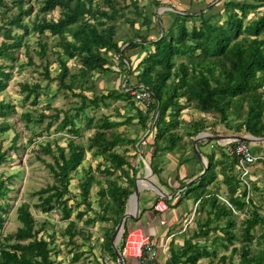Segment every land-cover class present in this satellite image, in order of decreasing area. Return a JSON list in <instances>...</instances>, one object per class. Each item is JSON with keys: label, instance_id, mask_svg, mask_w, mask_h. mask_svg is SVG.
Returning a JSON list of instances; mask_svg holds the SVG:
<instances>
[{"label": "trees", "instance_id": "16d2710c", "mask_svg": "<svg viewBox=\"0 0 264 264\" xmlns=\"http://www.w3.org/2000/svg\"><path fill=\"white\" fill-rule=\"evenodd\" d=\"M119 1L37 0V12L42 15L28 25L23 19L30 16L32 5L29 0H0V93L8 85L13 62L16 61L14 53L19 47H25L26 63H32L25 40L31 31L38 35L34 51L41 59L49 48L41 36L46 33L54 40L51 53L56 56L58 71L50 76V62L45 60L40 72L43 80H55L57 90L77 98L74 105L65 110L52 108L50 114L45 115L41 111L34 118L28 112L23 113L26 121L35 120L38 124L46 117L45 128L56 121L55 131L65 130L68 137L64 146L56 142L53 145L45 142L39 146L51 160L45 161L37 155V159L48 168L52 182L30 193V196H35L34 202L21 201L15 207L18 225L0 240V264H80L91 248L90 229L95 230L96 227L101 230V254L116 264L110 235L126 210L138 170L130 164L128 150L123 146L131 144L132 155H135L143 145L152 173L157 175L153 162L155 154L180 146L182 135L187 136L191 143L192 137L205 127L203 119L181 124L179 112L183 108L212 115L215 119L209 126L214 134V126L222 124L233 134L264 136V0L224 1L220 13L206 18L202 14L197 15L198 24L192 21L194 14L175 13L168 28L147 42L151 48L145 50L146 55L132 69L123 62V51L144 45L146 34L139 35L134 31L131 37L119 44L115 36L117 26L125 23L133 28L137 18L144 24L148 19L137 0H129L128 3L121 0L122 4ZM259 7L262 9L257 12ZM55 8L58 11L56 17L44 16ZM8 10L13 11L5 15ZM187 21H191L189 27ZM123 43L126 45L121 48ZM108 52L118 60L115 66L125 68L126 75L136 73V82L132 85L125 82L122 88L93 92L87 96L84 91H93L94 88L91 76L105 72L113 65ZM68 60L75 62V68L69 67ZM138 84L146 87L153 99L144 109L135 107L132 96L123 89H138ZM18 86L23 102L37 103L41 89L38 82H21ZM110 100L131 104L134 115L120 114L116 110L115 119H112L105 113L96 118L86 113L87 108L107 106ZM45 107L50 108L49 104ZM156 107L151 131L137 147L134 145L138 137L129 138L114 130L129 124L132 119H136L143 131L146 130ZM14 112L13 104L0 99V134L11 126L6 118ZM59 113L61 117L58 120ZM80 120H83L84 129H92L85 144L75 140L80 135L77 126ZM180 124L183 126L179 132ZM16 138L17 135L13 134L10 143L14 150ZM118 147L123 148L118 151ZM87 151L100 160L93 167L83 169L76 184L77 192H71L68 186L72 174ZM220 153L223 159L220 160L219 171L227 188L229 204L236 213L217 199L213 189L207 188L215 178L211 152L206 157L204 172L180 192L181 197L190 195L197 201L191 235L180 245L170 241L169 256L162 264H196L201 258H205L208 264H264V214L259 212L250 196L244 201L245 189L239 191L235 168L237 156ZM140 156H145V153L140 152ZM6 159L5 151L0 150V165ZM138 163L141 165L140 161ZM94 173L102 177L96 178ZM12 177L0 174V229L10 206L8 201L13 199L7 195L11 190L8 183ZM180 183L183 185L184 181ZM92 186L96 188L93 198L90 195ZM93 201L96 208L91 206ZM164 201L169 204V200L164 198ZM30 208L43 215L55 213V219L64 222L58 234L54 230H45L49 222L35 219ZM238 215L239 227L236 229ZM140 216L138 213L135 218L124 220L123 231L116 244L125 264H130L131 259L125 256L123 239L129 230L139 228ZM56 237H59L66 261L59 256L60 250L55 249ZM148 237L154 247L151 236ZM86 243L88 249H82ZM219 248L222 252H218Z\"/></svg>", "mask_w": 264, "mask_h": 264}, {"label": "rangeland", "instance_id": "374dc122", "mask_svg": "<svg viewBox=\"0 0 264 264\" xmlns=\"http://www.w3.org/2000/svg\"><path fill=\"white\" fill-rule=\"evenodd\" d=\"M29 1L32 5L30 16L24 17L23 19L25 22H27L28 25L31 24V21L34 18L36 17L38 18L42 15L37 12V0H29ZM128 2L129 0L125 1V3ZM119 3L122 4V1L120 0ZM140 7L142 9L145 8V11L148 12L149 8L147 7V5L143 4V6L140 5ZM261 9L262 7H259V9H257V12H259ZM12 11L13 10L6 11L5 15H9ZM57 12H58L57 8H55L53 11H51L50 13H46L44 16L46 18H50V17L54 18L57 16ZM125 14L127 15L128 12H125ZM147 19L149 21V24L151 23L153 24V26L154 24L158 23L156 19L154 21H150V18ZM135 22L138 24V26L144 24L143 22H141L140 18H137ZM134 31L135 28L130 27L128 24L125 23H123L122 25L119 24V26H117V31L115 33V36L119 40L124 42L126 41L127 38L132 36ZM161 31L164 30H160V33ZM142 33L144 34L143 30ZM37 38L38 35L36 33H32L31 31L29 32V35L25 38L26 43L28 44V54L31 56V60H32L31 64L26 63L24 46H21L18 48V50H16V52L14 53L16 57V61L13 62V67L11 69L12 75L8 81L7 87L5 88L4 91L0 93V99H3L4 101H9L11 104L15 106V112L6 118V120L8 121V123L11 124V126L6 131L0 134V142H1L0 150H4L5 155L7 156V159L0 165V174L2 175V177L13 175L11 181L8 183V186L9 188H11V190L7 194L8 197L13 199H10L8 201L10 206L7 211V214L5 215V221L3 223V226L0 229V240L5 234L14 231L15 227L18 225V222L15 219V207L17 206V204L21 201L34 202L35 196H30V193L33 190H36L39 187H43L46 184L52 182V177L48 168L44 165L42 161L37 159V155L40 156V158H43L45 161H51V160L49 158V155L43 154L40 151L39 146H41L45 142H50V144L52 145L54 144L53 142H56L57 144L64 146L66 138L68 137L65 130L55 131L54 127L56 126V121H54L52 125H50L48 128H45L46 121L48 120L46 117L42 120L40 124H38L36 123L35 120L26 121V119L23 116V113L28 112L33 116L32 118H34V116H36L35 114L41 111L45 115L50 114L52 112V108H60L61 110H65L68 107H72L74 105V102L77 100V98L73 97L70 93L68 92L64 93L62 90H57L55 80L47 82L46 80H43V78L41 77L40 72L42 70V65L45 63V60L50 62L48 65V72L49 75L52 77L57 73L58 65L55 61L56 58L55 54L51 53V47L54 41L53 38L47 36L46 33L41 36L42 39L46 40L49 47L46 50L47 54L45 57H43V59L39 58V56L34 51L37 49V45H36ZM1 40L2 39L0 36V41ZM123 47L124 46L121 45V48ZM117 62L118 60L116 59L114 60L113 64L116 65ZM67 64L69 65L70 68H75L74 61L68 60ZM116 68H118L119 71L125 70V68L123 67L120 68L118 65L116 66ZM113 72L114 73L112 74L111 73L108 74L106 71L100 73H94L90 78V80L94 84L93 91H84V94H86L87 96H91L93 92L94 93L106 92L110 89H119L120 87L122 88L125 83L124 81L127 78L125 76L121 77L120 75H118L119 72L118 73L115 71ZM21 82H28V83L38 82L40 84L41 89L38 91L39 96L37 98L36 104H31L29 100H26L24 102L21 100L22 95L19 92V86H18V84ZM130 83L135 84V82H130ZM127 89L128 87L125 88V90ZM74 92H77V90H74ZM46 104H49L50 108L45 107ZM116 110H118L120 114H122V112H124L125 110L130 111L132 114L134 113V110H132L129 104H125L124 101L121 100H110L107 106H99L96 109L87 108L86 113L92 115L94 118L98 117L102 113H105L111 115V118L113 119L114 118L113 115ZM60 117H61V113L58 114V120ZM209 117L211 122L215 119L212 115H210ZM82 123L83 120L77 122V126L80 129V133H79L80 135L75 137V140L79 141L82 144H85L86 137L91 134L92 129L91 128L84 129ZM114 130H116V132H123L124 135L129 138H135V137L140 138L141 136H143L142 134L145 132V130L144 131L142 130L136 119H133L129 124H125L122 125L121 127H117ZM13 134L17 135V138L14 142L16 147L15 150L10 147L11 138ZM204 145H202L201 148L204 147L205 149V147H207L206 145L208 144H206L205 146ZM211 145H215V143H212ZM123 147L127 148L129 152L133 153L131 144L125 145ZM123 147H118L117 150L121 151ZM220 148L221 147L218 146L215 149H220ZM209 150L211 151L212 149H209V147L205 149V151H209ZM140 152L146 154V150L144 149L143 145H141L140 151H138L135 155L129 153L128 156L130 157L129 161L131 165L136 166L137 160H141ZM142 158L148 163L147 158H145L144 156ZM99 160H100L99 157L93 158L92 156H90L88 151L85 153V157L83 161L77 167L76 171L72 174V178L69 182L68 187L71 192H75V193L77 192L76 184L81 177L83 169L86 168L87 166L93 167L94 165H96V163ZM94 175L96 178L102 177V175L99 173H94ZM151 179L156 181V177L153 175V173L151 175ZM262 185L264 186V183ZM95 189L96 188L94 186L90 188V195L92 198ZM248 189L251 192L250 183ZM189 201H191V198H189ZM91 206L93 208L97 207L94 201L91 204ZM30 212L35 219H46L49 222L48 223L49 225L50 224L54 225L51 227L49 225H46L45 230H47L48 232L54 230V232H56L55 234H58L57 233L58 230L64 225V222L56 220L51 214L43 215L42 213L33 210L32 208H30ZM259 212L263 215L264 208H261ZM239 219L240 217L238 215L236 217V226H235L236 229L239 227ZM90 230L94 232V234L95 233L100 234L101 232L99 227H96L95 230L94 229H90ZM54 244H56L55 249L60 250L59 256L66 261L67 260L66 257H63L62 246L59 244V237H56ZM84 246L86 247L88 246V244L86 243ZM218 252H222L220 248L218 249ZM224 252L226 253L228 251H224ZM91 256H92V252L91 250H89L88 255H86L84 258L80 260V264H82L81 262L85 264H95L96 262L91 258ZM233 260H236V256H233Z\"/></svg>", "mask_w": 264, "mask_h": 264}, {"label": "crops", "instance_id": "0c3cea01", "mask_svg": "<svg viewBox=\"0 0 264 264\" xmlns=\"http://www.w3.org/2000/svg\"><path fill=\"white\" fill-rule=\"evenodd\" d=\"M137 1L139 5L143 6V4H145L149 8L148 12H146L145 8H143L146 17L150 18V21H154L156 19L158 23L154 24L153 26V24H149L148 21L147 24H141V26H138V24L134 22L133 27L135 28V32H137V34L139 35H143V30L144 34H146L147 36L146 41L142 42L144 45L125 49L123 51L125 59L123 58L122 60L126 64V66L130 67L131 69L137 64L138 61L142 60V58L146 55L145 50L151 48V46L147 45V42L149 40H154L155 38H157L160 34V30H165L166 28H168L175 13L194 14L192 21L195 24H198L199 17L197 15L202 14L203 17L206 18L212 14L220 13L222 11V4L224 1L241 2L243 0H144V2L143 0ZM186 24L189 27L191 21H187ZM135 40L137 39L135 38ZM121 42V40L118 41L119 44H121ZM122 45L124 46L126 45V43H123ZM108 53L110 59L114 62V60H116L115 56L110 54V52ZM109 68L110 69L106 71L108 74L114 73L113 71L117 73L119 72L118 75H120L121 77L125 76L127 78L124 82H128L129 85H132V83L130 82H136L135 72L126 75L125 70L119 71V69L116 68L114 64L111 65ZM125 104L128 103L125 102ZM129 106L132 108V110H134L131 104H129ZM134 106L139 109H142L139 105L135 103ZM122 113L127 115H134L135 111L133 114L127 110ZM209 116L210 114H203L202 112H199L198 110L189 107L183 108L179 112V119L181 120V124H187V122H191L198 119L204 120L205 127L196 135L206 134L205 136H212L233 134L230 129L225 128L222 124H216L214 126L213 129L216 132L214 134L211 130V127L209 126L212 123L209 119ZM181 124L178 126L179 132L182 131L183 125ZM121 126L122 125L118 127ZM142 135L143 136H141L140 138H142L143 141V137L145 135L144 133ZM195 136L192 137V140ZM140 138L138 137V140ZM192 140L191 143H189L188 137L182 135L180 146L174 147L170 151L158 152L153 158L155 167L158 170L157 175L153 174L156 177V181H153L157 184L159 188L166 192L168 196H170L169 204L167 205V208L164 211H157L153 209V204L158 199V194L156 192H153L151 190L152 188H150L148 184H142V186H140L139 188L137 214L140 213L141 216L138 223L139 225L137 223L134 224H137L139 228L141 227L142 230L146 232L148 236H151V239L154 243V247L158 251V264H162L163 261L169 256L170 241L173 242L174 245H180L185 238L191 235V231L194 227V218L196 213L194 212V209L196 207L197 201H194L190 195L181 197L182 195L180 194V192L184 189L179 191L178 189L180 186H182L180 185L181 181H184L185 183L197 176L198 174L201 175L204 172H202L203 163L206 165V157L211 152L213 153L212 161L214 162L215 166V178L207 186V188L213 189L215 192V196H223L227 200V202H229L227 199V188L226 185L223 183V178L219 171L220 160L223 159V156L220 152H224L228 156L234 155H229L225 150L228 142H226V140L213 139H209L206 141L201 140L197 142L196 149L201 157L198 158L193 151ZM142 141L140 142V144L142 143ZM203 143L205 145L208 144L206 145L207 147H205V149L209 147V149L212 150L205 151L204 147L201 148V146L204 145ZM212 143H215V145H211ZM218 146L221 148L215 149ZM212 147L214 148V150ZM249 148L252 154L255 156V160L254 162L248 165V175L246 177L247 186H249V183L251 184V192L248 189V193H250L249 196L252 202L260 210L261 208H264V186L262 185L264 183V141L254 143L250 142ZM88 153L91 156L90 152ZM126 153L129 154L132 152L127 151ZM144 157L149 160L148 154H145ZM140 159L143 158L140 156ZM139 161L141 162V165H139ZM136 166L138 167V170L135 176H142L147 173L146 164L143 165L141 160H137ZM238 186L239 191L244 189L240 183L238 184ZM189 198H191V201H189ZM100 243L101 235L99 233L94 234V232H92V240L89 244V246L91 247L90 250L92 252L91 258L95 262L98 261L95 264H113L112 260L107 255L101 254ZM82 249L86 250L88 249V246H84ZM129 262L131 264H135V260L133 259L129 260ZM196 264H208V261L205 258H201L197 261Z\"/></svg>", "mask_w": 264, "mask_h": 264}, {"label": "built area", "instance_id": "2783aa9c", "mask_svg": "<svg viewBox=\"0 0 264 264\" xmlns=\"http://www.w3.org/2000/svg\"><path fill=\"white\" fill-rule=\"evenodd\" d=\"M138 89L128 88L127 91L132 96L134 103L139 105L142 109L150 104L153 99L150 95L149 90L142 86L141 84L137 85ZM125 90V88H123ZM227 147L225 148L226 152L231 155L234 154L237 156V162L235 168L238 172L239 183L245 189L244 201H247L249 193L246 177L248 175V165L255 160V156L252 154L248 143L245 140H226ZM218 200L225 203L233 213L236 211L233 210L232 206L227 202V200L220 195L216 196ZM167 208V205L164 201V197L158 195V199L153 204V209L157 211H164ZM54 218H57L55 213H51ZM123 251L125 256L135 260V264H156L158 251L156 248L152 247L149 237L145 234L140 228H133L129 230L123 239Z\"/></svg>", "mask_w": 264, "mask_h": 264}, {"label": "water", "instance_id": "95a60500", "mask_svg": "<svg viewBox=\"0 0 264 264\" xmlns=\"http://www.w3.org/2000/svg\"><path fill=\"white\" fill-rule=\"evenodd\" d=\"M157 107L155 109L154 112V116L152 118L151 123L149 124L148 128L146 129V131L144 132V135H146L151 127L152 124L154 122L156 113H157ZM206 135V134H205ZM204 134H200V135H196L193 140H192V148L194 153L196 154V156L198 158H201L199 153L197 152L196 149V143L201 141V140H209V139H213V140H229V139H233V140H245L246 142H262L264 141V136L263 137H253L247 134L244 135H240V134H224V135H212V136H205ZM142 141V138H140L137 143L135 144L136 147L137 145ZM143 165L146 164V167L148 168V174L142 175V176H135L134 180H133V191L132 193L129 195L127 202L130 201L132 206L130 210H125V212L121 215V217L119 218L118 222L116 223V225L114 226V230L112 232V234L110 235V247L112 249V252L115 256V263L116 264H125L124 262V258L122 257L121 253L118 251V249L116 248V244L120 238V235L123 231V224H124V220L126 218H135L137 211H138V196H139V188L137 186V180L138 179H144L146 181H148V183L150 184V187L152 188L151 190H153L154 192H156L158 195H161L162 197H164L166 200H169L170 196H168L166 194V192H164L161 188H159L157 186V184L151 179V176H147L149 174L152 175V170L150 169V166L148 165V163L141 159ZM206 165L203 163V169L202 172L204 171ZM200 177V174H198L197 176H195L194 178L190 179L189 181L185 182L182 186L179 187V190L184 189L186 186H188L190 183H193L194 181H196L198 178ZM126 202V204H127Z\"/></svg>", "mask_w": 264, "mask_h": 264}, {"label": "bare ground", "instance_id": "6f19581e", "mask_svg": "<svg viewBox=\"0 0 264 264\" xmlns=\"http://www.w3.org/2000/svg\"><path fill=\"white\" fill-rule=\"evenodd\" d=\"M146 174H148V168H147V173ZM145 176V175H144ZM148 177L149 176H151V174H149V175H147ZM142 184H148V186L150 187V184L148 183V181H146V180H144V179H138L137 180V186H138V188H140V186H142ZM151 188V187H150ZM131 206H132V204H131V202L130 201H128L127 202V207H126V210H130L131 209Z\"/></svg>", "mask_w": 264, "mask_h": 264}]
</instances>
